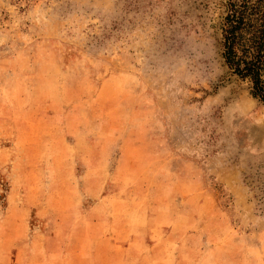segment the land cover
I'll list each match as a JSON object with an SVG mask.
<instances>
[{"label": "rangeland", "instance_id": "obj_1", "mask_svg": "<svg viewBox=\"0 0 264 264\" xmlns=\"http://www.w3.org/2000/svg\"><path fill=\"white\" fill-rule=\"evenodd\" d=\"M223 14L0 0L13 264H264V106L222 63Z\"/></svg>", "mask_w": 264, "mask_h": 264}, {"label": "trees", "instance_id": "obj_2", "mask_svg": "<svg viewBox=\"0 0 264 264\" xmlns=\"http://www.w3.org/2000/svg\"><path fill=\"white\" fill-rule=\"evenodd\" d=\"M223 7L222 63L264 106V0H223Z\"/></svg>", "mask_w": 264, "mask_h": 264}, {"label": "crops", "instance_id": "obj_3", "mask_svg": "<svg viewBox=\"0 0 264 264\" xmlns=\"http://www.w3.org/2000/svg\"><path fill=\"white\" fill-rule=\"evenodd\" d=\"M6 239L4 235H0V264H13L12 263V255L13 252L11 250V248H8V245L6 243ZM46 252V251H44ZM47 253V252H46ZM19 253H15L14 257H15V262H17V257H18ZM28 257V256H26ZM25 263H27L28 261H25Z\"/></svg>", "mask_w": 264, "mask_h": 264}]
</instances>
